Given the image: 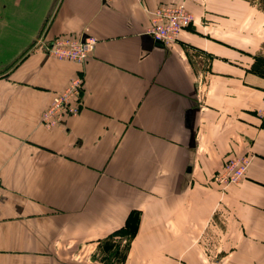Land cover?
<instances>
[{"label": "crops", "instance_id": "1", "mask_svg": "<svg viewBox=\"0 0 264 264\" xmlns=\"http://www.w3.org/2000/svg\"><path fill=\"white\" fill-rule=\"evenodd\" d=\"M184 2L168 46L147 9ZM250 0H0V264H103L94 251L131 215L117 264H264V10ZM95 37L88 58L38 38ZM75 76L76 116L41 114ZM254 154L245 177L216 180ZM136 215L137 221H135ZM115 264L113 261L112 264Z\"/></svg>", "mask_w": 264, "mask_h": 264}, {"label": "built area", "instance_id": "2", "mask_svg": "<svg viewBox=\"0 0 264 264\" xmlns=\"http://www.w3.org/2000/svg\"><path fill=\"white\" fill-rule=\"evenodd\" d=\"M146 12L150 17L147 33L165 46L174 42L180 32L193 22V16L184 2L161 4L154 9H147ZM95 44L96 39L87 28L75 35L55 36L49 42L41 38L35 40V46L47 57L77 63H82L88 58ZM83 91L82 79L79 76L71 78L62 90L52 95L49 104L42 111L41 124L46 128H53L62 124L64 119L76 116L83 106ZM261 99L262 105L258 113L264 117V92ZM253 156L252 152L247 151L239 156L227 157L216 180L224 186L239 182L245 177Z\"/></svg>", "mask_w": 264, "mask_h": 264}, {"label": "rangeland", "instance_id": "3", "mask_svg": "<svg viewBox=\"0 0 264 264\" xmlns=\"http://www.w3.org/2000/svg\"><path fill=\"white\" fill-rule=\"evenodd\" d=\"M126 246L127 243L124 242V238H122V241L119 243L114 237L103 239L99 243L97 249L94 251L95 257L99 262L103 264H112L113 261L115 262V264H117L121 261V257L125 252Z\"/></svg>", "mask_w": 264, "mask_h": 264}, {"label": "trees", "instance_id": "4", "mask_svg": "<svg viewBox=\"0 0 264 264\" xmlns=\"http://www.w3.org/2000/svg\"><path fill=\"white\" fill-rule=\"evenodd\" d=\"M250 1H257L261 5L260 7L264 10V0H250ZM250 67H251V70H253L254 72L264 76V54H258L257 56H255ZM137 217H138V215H136L135 221H137ZM131 218L132 217L129 214V217H128L125 225L123 227L119 228L118 230L114 231V234L119 235L120 238H124V242H126L127 244H128V240H130V237L135 232V227H136L135 226L136 224H132L129 222L131 220ZM123 257H124V254L121 257V260Z\"/></svg>", "mask_w": 264, "mask_h": 264}]
</instances>
